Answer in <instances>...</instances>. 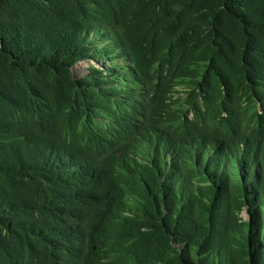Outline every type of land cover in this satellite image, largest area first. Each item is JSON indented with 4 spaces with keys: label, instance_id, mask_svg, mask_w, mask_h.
<instances>
[{
    "label": "trees",
    "instance_id": "trees-1",
    "mask_svg": "<svg viewBox=\"0 0 264 264\" xmlns=\"http://www.w3.org/2000/svg\"><path fill=\"white\" fill-rule=\"evenodd\" d=\"M0 264H264V0H0Z\"/></svg>",
    "mask_w": 264,
    "mask_h": 264
},
{
    "label": "rangeland",
    "instance_id": "rangeland-1",
    "mask_svg": "<svg viewBox=\"0 0 264 264\" xmlns=\"http://www.w3.org/2000/svg\"><path fill=\"white\" fill-rule=\"evenodd\" d=\"M120 63H121V61H120ZM94 64H91V63H89V62H80L79 64H78V69L76 70V73H77V75H81V74H84V73H86L85 71H86V69L88 70L89 68H90V66H93ZM242 215L244 216V217H247V213L246 212H243L242 213Z\"/></svg>",
    "mask_w": 264,
    "mask_h": 264
},
{
    "label": "clouds",
    "instance_id": "clouds-1",
    "mask_svg": "<svg viewBox=\"0 0 264 264\" xmlns=\"http://www.w3.org/2000/svg\"><path fill=\"white\" fill-rule=\"evenodd\" d=\"M89 62V63H91V64H94L95 66H99V64L96 62V61H94V60H90V59H84V60H80L79 62H77L73 67H72V72H73V68H75V72H73V74L74 75H76L77 73H76V70L78 69L77 67H78V64L80 63V62ZM86 71H87V69H86ZM85 71V72H86ZM85 74V73H84ZM84 74H81V75H84Z\"/></svg>",
    "mask_w": 264,
    "mask_h": 264
},
{
    "label": "water",
    "instance_id": "water-1",
    "mask_svg": "<svg viewBox=\"0 0 264 264\" xmlns=\"http://www.w3.org/2000/svg\"><path fill=\"white\" fill-rule=\"evenodd\" d=\"M73 72H75V68H73Z\"/></svg>",
    "mask_w": 264,
    "mask_h": 264
}]
</instances>
